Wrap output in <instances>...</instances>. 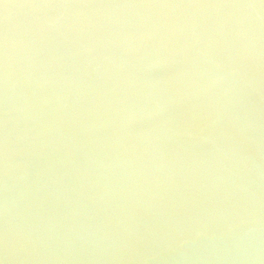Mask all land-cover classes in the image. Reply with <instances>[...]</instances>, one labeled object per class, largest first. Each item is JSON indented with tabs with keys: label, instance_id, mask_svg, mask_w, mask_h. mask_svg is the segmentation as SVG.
Segmentation results:
<instances>
[{
	"label": "water",
	"instance_id": "obj_1",
	"mask_svg": "<svg viewBox=\"0 0 264 264\" xmlns=\"http://www.w3.org/2000/svg\"><path fill=\"white\" fill-rule=\"evenodd\" d=\"M251 1L165 0L163 15L149 6L129 14L152 22L127 30L128 41L138 33L130 48L126 35L115 42L122 56L113 59L123 61L100 79L113 76L109 68L121 77L104 101L92 95L110 106L108 122L127 128L113 138L107 124L93 131V116L77 114L87 141L101 142L65 152L64 164L47 162L51 202L20 200L47 186L49 172L26 170L25 161L43 158L48 144L29 133L15 137L20 149L4 141L0 264H264V49L233 28L239 15L246 25ZM158 21L162 31L150 30ZM4 96L15 118L37 116L27 100H12L10 85ZM75 100L65 90L42 106L58 118Z\"/></svg>",
	"mask_w": 264,
	"mask_h": 264
},
{
	"label": "bare ground",
	"instance_id": "obj_2",
	"mask_svg": "<svg viewBox=\"0 0 264 264\" xmlns=\"http://www.w3.org/2000/svg\"><path fill=\"white\" fill-rule=\"evenodd\" d=\"M110 3H114V7H110ZM251 4L250 12L246 13V25H241L242 16L239 15L237 19L233 18L237 20L233 28L235 31H244L245 34L242 33L241 36L262 43L259 47L264 49V3L252 0ZM147 6L150 8L149 12L158 15L165 13V0H0V147L4 146V141L14 143V150L24 147L15 139L22 133H29L35 142L45 141L49 147L43 158L40 155L41 159L34 157L25 161L26 170L31 169L32 164L34 173L48 171L49 175L44 172L48 177V181L45 179L47 186L44 189L42 185H39V189L37 185L31 191L25 189L20 197L22 203L35 197V205L40 199L51 202V168L47 166L48 161L56 165L64 164L65 161L60 160V156L67 157L65 152L79 150V145L85 143L88 147H94L95 143L101 142L96 139L94 143L87 141L90 133L86 126L88 122H79L84 116L77 114L93 116V131L100 124H107L104 135L112 133L110 135L113 138L121 132V128H127L124 124L113 126L108 122L106 117L110 115V106H100L93 101L92 95L100 96L101 101H104L107 98L104 89L108 87V83L119 81L115 77H121L119 70L107 69L104 74L112 72L113 76H106L103 80L100 79V71L109 67V63H122L123 60L113 59L114 56H122V49L116 48L115 42H123L122 37L126 35L127 40L123 44L126 49L130 48L129 42L138 37V33H135L128 41L131 32L127 33V30H131L139 22L146 25L152 22L150 15L142 14L138 18L129 15L132 12L137 16ZM158 23L159 26L150 30L162 31L161 22ZM256 27L261 31V37L250 35ZM184 33L188 34V31ZM3 55L12 61L1 59ZM94 60L101 62V66L98 67ZM80 61L77 73L73 74ZM22 73L25 77L19 76L22 85L17 87L15 76ZM9 79L10 84H7ZM9 85L12 100L18 99L17 104L27 100L29 107L34 110L33 114L37 116L30 119L15 118L19 111L10 107L11 98L4 96L5 88ZM65 90L76 100L74 103L66 101L73 107H70L68 114H60L57 118L51 114L50 105H42L46 101L53 102L57 96L64 97ZM110 95L113 96L114 92H110ZM147 95L150 96V93ZM20 115L23 114L20 112ZM73 140L75 141L72 142ZM35 150L39 151V147ZM56 150L64 155L52 154ZM7 170L10 169H6V172ZM103 177L104 172L98 178L100 188L104 185ZM65 193L72 197L70 191ZM27 194L29 199L25 197ZM100 197L101 195L99 200L102 202Z\"/></svg>",
	"mask_w": 264,
	"mask_h": 264
},
{
	"label": "snow or ice",
	"instance_id": "obj_3",
	"mask_svg": "<svg viewBox=\"0 0 264 264\" xmlns=\"http://www.w3.org/2000/svg\"><path fill=\"white\" fill-rule=\"evenodd\" d=\"M261 3H264V0H261ZM0 155H2V153H0ZM5 243V240L3 238H0V244Z\"/></svg>",
	"mask_w": 264,
	"mask_h": 264
}]
</instances>
